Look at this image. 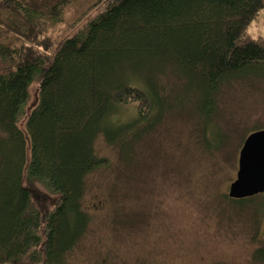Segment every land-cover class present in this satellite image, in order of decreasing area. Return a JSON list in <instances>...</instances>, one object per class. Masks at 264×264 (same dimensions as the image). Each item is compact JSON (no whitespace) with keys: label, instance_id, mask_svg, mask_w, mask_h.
<instances>
[{"label":"trees","instance_id":"1","mask_svg":"<svg viewBox=\"0 0 264 264\" xmlns=\"http://www.w3.org/2000/svg\"><path fill=\"white\" fill-rule=\"evenodd\" d=\"M76 2L0 0V264H65L95 221L127 234L136 214L118 190L146 155L140 143L176 110L197 113L205 132L226 85L264 75V40L246 37L264 0H106L49 50L39 38ZM103 168L111 188L99 191L97 219L85 197ZM37 185L57 196L51 208L36 205ZM261 195L223 197L241 212Z\"/></svg>","mask_w":264,"mask_h":264},{"label":"rangeland","instance_id":"2","mask_svg":"<svg viewBox=\"0 0 264 264\" xmlns=\"http://www.w3.org/2000/svg\"><path fill=\"white\" fill-rule=\"evenodd\" d=\"M106 5V0H77L66 7L64 21L50 27L39 42L54 49ZM246 37L264 40V8L250 22ZM4 65L8 63L0 61V68ZM37 100L34 82L20 122L23 128ZM210 123L204 132L197 113H168L145 144L140 143L148 159L141 158L133 178L118 190L136 214L133 227L119 237L107 229L108 221H95L65 264H99L104 257L129 264H264V258L254 255L264 246V193L241 212L223 197L237 177L245 138L264 128V75L226 85ZM215 131L221 139L212 135ZM97 149L101 156L116 160L102 140ZM109 170L91 175L94 183L85 197L97 219L103 217V211L94 208L99 191L111 188ZM35 187L36 205L51 208L57 196Z\"/></svg>","mask_w":264,"mask_h":264},{"label":"water","instance_id":"3","mask_svg":"<svg viewBox=\"0 0 264 264\" xmlns=\"http://www.w3.org/2000/svg\"><path fill=\"white\" fill-rule=\"evenodd\" d=\"M264 193V128L251 132L239 154L237 177L229 186L230 198L243 199ZM12 264V263H4Z\"/></svg>","mask_w":264,"mask_h":264}]
</instances>
